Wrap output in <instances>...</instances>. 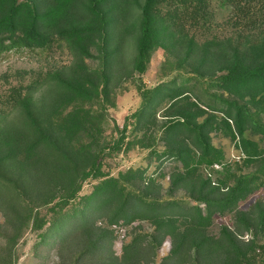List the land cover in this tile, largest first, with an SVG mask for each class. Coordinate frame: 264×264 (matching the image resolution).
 <instances>
[{
  "label": "trees",
  "instance_id": "1",
  "mask_svg": "<svg viewBox=\"0 0 264 264\" xmlns=\"http://www.w3.org/2000/svg\"><path fill=\"white\" fill-rule=\"evenodd\" d=\"M213 1L0 0V52L62 40L74 56L15 90L0 112L7 230L0 231V264H17V246L30 230L39 246L56 252L55 264H155L167 243L161 264H264V199L240 208L264 187V40L243 48L189 39L175 49L180 21L204 14ZM157 47L173 49L179 76L195 80L201 95L193 98L177 77L145 87L141 78ZM130 79L140 81L143 98L132 114L137 133L130 138L126 123L109 138L108 109ZM215 135L234 143L237 160H228ZM138 146L151 150L157 173L104 169L107 159ZM89 180L92 192L80 197ZM180 191L185 197L175 198ZM227 216L231 224H217ZM122 227L127 238L117 253Z\"/></svg>",
  "mask_w": 264,
  "mask_h": 264
},
{
  "label": "rangeland",
  "instance_id": "2",
  "mask_svg": "<svg viewBox=\"0 0 264 264\" xmlns=\"http://www.w3.org/2000/svg\"><path fill=\"white\" fill-rule=\"evenodd\" d=\"M229 1V0H228ZM163 11L171 8L164 4ZM204 14H196L191 19H184L177 25L175 31L174 42L177 46L176 50H180L189 39H195L199 45H216L224 43L227 46H241L250 48L263 42L264 40V0H242L241 4L233 5L231 2H220L214 0L210 7L205 10ZM172 48V47H171ZM177 50V51H178ZM173 49L168 50L163 47H157L153 52L148 71L142 76L145 87H156L159 84L173 80L177 77L178 84L189 85L190 89H194L191 95L194 98L196 93L201 95V89H195L196 81L189 79L184 81L179 76L178 70L175 68V58L173 57ZM128 62L133 56V50L128 49ZM74 61L65 41H55L46 48H11L0 52V112L4 113L9 110L4 103L9 99L15 90H25V86L47 73L62 69L70 65ZM89 64L98 67L97 59H89ZM186 73V72H185ZM140 81L128 80L121 83L114 93V104L108 109V125L107 135L109 138L116 136L117 132L113 131L115 126L121 129L124 124H129V137L135 136L134 121L132 114L137 111L143 103L142 95L138 89ZM203 98V100L207 99ZM164 108V107H163ZM161 112L158 114V120L162 121ZM134 131V132H133ZM215 143L224 148L228 160H237L239 153L231 140L222 138L219 135L214 136ZM261 146L264 147V138H258ZM158 144L157 147H161ZM151 150L144 149L141 146L132 148L130 151L122 152L113 159H107L105 163L106 170H110L113 175H117L119 171L126 170L130 167H148L149 174L157 173V160H150ZM174 164L167 161L165 167H171ZM250 168L247 172L254 171ZM168 173V170H166ZM165 187L168 186V180H163ZM95 181L89 180L85 183L81 196L88 195L92 192ZM166 188L164 189V191ZM175 198L185 197L183 191L176 192ZM264 199V187L257 190L247 200L240 203V208L248 209L256 200ZM231 216L224 218L219 217L217 224H231ZM5 218L0 212V231L7 232L5 229ZM148 229L149 225L144 224ZM130 228V227H129ZM128 227H122L119 230V237L116 240L114 249L117 253L121 250L123 240L127 238ZM5 238L0 235V246L5 243ZM40 237L37 232L27 231L21 238L17 250L19 259L17 264H55L57 260L56 252L48 246H39ZM169 252V243L164 245L161 250L157 262L161 264L162 258Z\"/></svg>",
  "mask_w": 264,
  "mask_h": 264
},
{
  "label": "built area",
  "instance_id": "3",
  "mask_svg": "<svg viewBox=\"0 0 264 264\" xmlns=\"http://www.w3.org/2000/svg\"><path fill=\"white\" fill-rule=\"evenodd\" d=\"M215 167H216V168H219V165H216Z\"/></svg>",
  "mask_w": 264,
  "mask_h": 264
}]
</instances>
